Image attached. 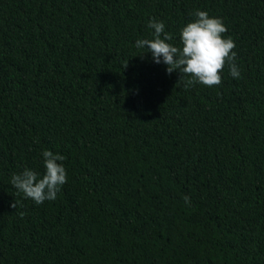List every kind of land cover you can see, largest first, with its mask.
<instances>
[{
    "label": "trees",
    "instance_id": "trees-1",
    "mask_svg": "<svg viewBox=\"0 0 264 264\" xmlns=\"http://www.w3.org/2000/svg\"><path fill=\"white\" fill-rule=\"evenodd\" d=\"M197 10L238 79L136 47ZM45 150L67 181L36 204L10 181ZM0 264H264V0H0Z\"/></svg>",
    "mask_w": 264,
    "mask_h": 264
},
{
    "label": "clouds",
    "instance_id": "clouds-1",
    "mask_svg": "<svg viewBox=\"0 0 264 264\" xmlns=\"http://www.w3.org/2000/svg\"><path fill=\"white\" fill-rule=\"evenodd\" d=\"M194 15L196 19L181 28L179 47L169 43L173 39L172 35L165 32L162 21L155 19L148 22V27L154 29L153 38L138 39L136 47L147 46V51L152 53L156 63H161L162 58L163 63L168 65L169 74L179 70L183 74L182 77H190L185 82V87L196 83L208 87L219 85L222 82L221 72L226 64L230 66L231 76L238 79L240 72L235 63L236 53L233 51L236 45L231 37L225 38L223 35L227 28L222 20L211 17L208 12L202 10H197ZM42 155L46 169L42 177L34 170L25 168L20 173H14L10 181L17 194L23 193L25 198L33 200L36 204L56 199L61 186L67 181L66 169L62 163H58L65 157L50 150L43 151ZM184 200L190 203L188 196H185ZM18 203L15 200L11 207L16 209ZM23 215L24 213H21V216Z\"/></svg>",
    "mask_w": 264,
    "mask_h": 264
}]
</instances>
